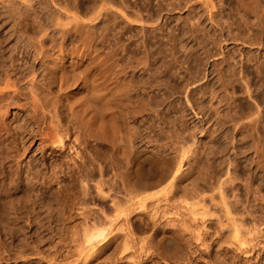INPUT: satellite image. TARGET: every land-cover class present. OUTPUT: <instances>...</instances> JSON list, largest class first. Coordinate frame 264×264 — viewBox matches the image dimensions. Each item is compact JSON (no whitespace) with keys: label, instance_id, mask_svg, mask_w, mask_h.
Returning a JSON list of instances; mask_svg holds the SVG:
<instances>
[{"label":"bare ground","instance_id":"1","mask_svg":"<svg viewBox=\"0 0 264 264\" xmlns=\"http://www.w3.org/2000/svg\"><path fill=\"white\" fill-rule=\"evenodd\" d=\"M151 1L0 0L16 37L11 46L0 39V235L11 241L16 229L4 218L17 214L13 207L26 196L15 206L12 192L29 186L48 209L55 205L47 211L59 236L51 254L35 247L6 256L45 252L49 264H198L207 255L205 264H218L229 254L239 264L241 254H257L256 264H264V198L256 195L264 194V166L246 151L264 134V110L241 72L247 60L238 55L237 73L217 75L216 65L224 72L231 65V53L226 45L221 57L214 39L200 61H191L197 48L187 54L180 41L171 42L170 14ZM235 1L240 21L226 31L254 45L258 34L254 39L249 29L264 23V0ZM194 5L204 17L208 4ZM258 45L247 53L259 58L255 70L264 79V43ZM35 144L40 155L27 161ZM212 146L227 152L216 156ZM241 175L250 187L260 181L257 200Z\"/></svg>","mask_w":264,"mask_h":264},{"label":"rangeland","instance_id":"2","mask_svg":"<svg viewBox=\"0 0 264 264\" xmlns=\"http://www.w3.org/2000/svg\"><path fill=\"white\" fill-rule=\"evenodd\" d=\"M181 1V2H180ZM152 2V4H153V6H155L156 5V7H160L161 5H162V7L161 8H166V9H164V11H166L168 14H170V17H171V23H170V28H171V30H173L174 29V33H175V35H176V37L173 39V40H171V42H174L175 40H177L176 42L178 43L179 41V50L181 49L180 48V44H181V47H182V50H180V51H182V52H186L187 54H190V53H192V52H190L189 50H192L193 49V47H195V48H197V50H198V53H199V55H195V56H193V57H191L190 56V60L192 61V60H194V59H196V61H200L201 60V58L199 57L200 55H201V53L203 54V52L204 51H202V50H204L205 48V51H207L210 47H212L213 46V43L215 42V40H217V43H219L218 44V47L219 48H221L222 49V53H220V55H221V57H223V55H226V50H227V48L229 47V51H230V53H231V56H229V62H231V65H229L226 69H225V72H224V68H222V66L219 64V65H216L217 66V68H218V70L216 69V73H217V75L218 74H224V73H237L239 70H238V65H239V63H238V61H237V59H238V57L239 56H242V59H244V62H245V60H247L246 62L247 63H244V65L245 66H243V70L241 71L246 77H248V79H249V81H250V83L252 84H250L251 85V91H252V93L253 94H257V99H258V97L259 96H261V98L259 97V103H260V105H261V108H263V110H264V88H261V87H264V79L262 78L261 79V77H259V75H257L258 73L256 72V70H255V62H257V61H259V58H257L256 57V55H255V53H252V54H249V53H247V50H248V48L249 47H251L252 49H256L257 47H259V42L261 43V41H262V45H263V43H264V23L263 24H260V25H258V24H255V25H253L252 26V28H250L249 29V31H250V34L251 35H253V37H254V39H255V37L256 36H258V37H256L257 39H255V41H257V43H255L254 45L252 44H249L248 42H243L244 40H242V39H231L230 38V35H228V31H226L227 29H228V27H230L232 24V26L234 27H238V23L237 24H235L236 22H239L240 20L239 19H236V17L238 16H234V14H237V13H234V10H235V12H237L236 10L237 9H234V7L235 8H237V5H236V1L234 0H152L151 1ZM180 2V3H179ZM194 2H197V4H200V3H205V4H208L207 6V8H206V12H204V17H205V19H204V17L202 16V11L199 9V8H196L195 7V5H194ZM212 2V3H211ZM217 2V3H216ZM220 2H222V3H220ZM162 3V4H161ZM173 3V4H172ZM183 5H182V4ZM235 3V4H234ZM164 4V5H163ZM188 4V5H187ZM160 5V6H159ZM177 5V6H176ZM167 6V7H166ZM176 8H175V7ZM198 6V5H197ZM212 6V7H211ZM179 8V9H178ZM194 8V9H193ZM169 9V10H168ZM171 9V10H170ZM227 9V10H226ZM231 10V11H230ZM1 11V10H0ZM152 12V11H151ZM9 13H7L6 15H8ZM222 14V15H221ZM5 14H0V39L2 38V39H4L5 40V42L1 39V41H2V45L4 44H6V46H7V44H9L11 41V43L8 45V46H11L13 43H14V41H15V39H16V37H15V35H14V33H13V27L15 26V24L13 25V19H12V17H11V19H10V16L9 17H5L4 16ZM231 15V16H230ZM2 16H4V17H2ZM203 17V18H202ZM234 17V18H233ZM153 18H155V16L153 17ZM152 18V19H153ZM207 18V19H206ZM5 19V20H4ZM173 19V20H172ZM226 19V20H225ZM250 19H252V22H255V23H257V19H255L254 21H253V17H251ZM203 20H205V21H203ZM13 21V22H12ZM232 21V22H231ZM233 21L235 22V23H233ZM9 22H12L11 24L9 23ZM175 22V23H174ZM205 22H207V23H205ZM219 22V23H218ZM213 25L214 26V28H216V29H219V30H217V32L215 31V34H214V30L212 29V28H210L209 26L210 25ZM235 24V25H234ZM228 25V26H227ZM207 26V27H206ZM218 28H217V27ZM224 27V28H223ZM225 27H226V29H225ZM193 28V29H192ZM263 28V29H262ZM234 29V28H233ZM191 30H193V31H191ZM256 30V31H255ZM187 31V32H186ZM209 31V32H208ZM211 31V32H210ZM235 31H236V29H235ZM248 31V32H249ZM218 32H219V34H218ZM227 32V33H226ZM258 34V35H256L255 36V34L256 33ZM177 33H178V35H177ZM260 33V34H259ZM133 34H135V37L136 38H138L140 35L137 33V32H134ZM8 36V37H7ZM10 36V37H9ZM211 36H212V38H211ZM7 37V38H6ZM10 38V39H9ZM187 38H190V40H191V42L189 43V46L187 45L188 43H186L185 41H187L186 39ZM217 38V39H216ZM230 38V39H229ZM193 39V40H192ZM215 39V40H214ZM262 39V40H261ZM183 41H184V43H183ZM9 42V43H8ZM199 42V43H198ZM175 43V42H174ZM183 43V44H182ZM197 44V45H195V44ZM235 43V44H234ZM200 44H205V46H203V45H200ZM212 44V45H211ZM233 44V45H232ZM257 44V45H256ZM3 45V46H4ZM211 45V46H210ZM228 47H227V46ZM250 45V46H249ZM186 46H187V48H186ZM191 46V47H190ZM193 46V47H192ZM233 46H234V48H233ZM202 47H204V49H202ZM225 47V48H224ZM227 47V48H226ZM189 48H192V49H189ZM231 48V49H230ZM202 49V50H201ZM226 49V50H225ZM200 50V51H199ZM233 50H234V52L236 53H234L233 52ZM242 51V52H240V51ZM193 51V50H192ZM237 51V52H236ZM206 53V52H205ZM204 53V54H205ZM225 53V54H224ZM241 53H245V55L243 54V55H241ZM235 54V55H234ZM246 54H249V55H246ZM136 55L139 57V58H136V59H139V60H145V55H144V53L143 52H139V51H137L136 52ZM237 55V56H236ZM239 55V56H238ZM252 55H255V56H252ZM144 56V57H143ZM196 56H198L197 58H195ZM249 56V57H248ZM251 56L252 57H254V63H253V61L251 60ZM236 57V58H235ZM244 57V58H243ZM232 58H234V59H232ZM246 58V59H245ZM198 59V60H197ZM261 60V59H260ZM249 62V63H248ZM252 62V63H251ZM233 63V64H232ZM250 63L252 64V67L251 66H249L250 65ZM235 64V65H234ZM185 65V64H184ZM237 65V66H236ZM232 66H236V67H232ZM247 66V67H246ZM253 66H254V68H253ZM238 67V68H237ZM237 71V72H235L234 71V69ZM230 69V71H228ZM247 69V70H246ZM253 69H254V72H253ZM222 70V71H221ZM219 72V73H218ZM256 72V73H255ZM246 73V74H245ZM254 73V74H253ZM249 75H251V77L249 76ZM255 77H256V79L257 80H255ZM258 77V78H257ZM252 78H254V79H252ZM261 79V80H260ZM253 81H255V82H253ZM260 81H262V82H260ZM259 82V83H258ZM257 85V86H255V85ZM259 84V85H258ZM260 86V87H259ZM254 88V89H253ZM255 88H257V89H255ZM262 89V90H261ZM263 92V93H262ZM261 99V100H260ZM263 106V107H262ZM17 122L15 121V124H16ZM19 124H17L16 126H18ZM20 125H21V123H20ZM24 127V126H23ZM18 127L19 129H20V131L22 132V131H24V132H22L23 134H25V137H26V135L28 134V136H29V132L28 131H30L28 128L27 129H25L26 127ZM263 128V127H262ZM262 128H259L257 131L259 132V133H261V130L260 129H262ZM24 129V130H23ZM26 130H28L27 132H25ZM258 132L256 133V134H258ZM264 133V129L262 130V134ZM199 135V134H198ZM254 136H255V132H254V134H253ZM260 135V134H259ZM255 137H257V135L255 136ZM18 142V141H17ZM30 142V141H29ZM256 142H259V141H255L254 140V142L252 141V142H250V143H248L247 144V146H246V148H248V150L246 149V151H247V154L249 153V159L250 158H252L253 160L255 159L256 161H257V158L260 160V163H261V165H263L264 166V148L263 149H260L259 148V145L256 143ZM263 143V144H262ZM257 144V145H256ZM259 144H262V145H260V146H264V134L263 135H261V140H260V142H259ZM228 145H230V143H228ZM258 146V148L256 147V146ZM35 146V147H34ZM31 149H35L34 151L33 150H31L30 148H27V150L25 151V154H24V156H25V158L27 159L28 157L30 158V157H33V156H39L40 154V152L36 149V147H37V145L35 144ZM213 148H212V150H214L215 151V155L216 156H219V155H224L226 152H227V150H225L224 148L226 147V146H224V148L222 149V148H216V147H214V146H212ZM255 147H256V149H255ZM262 148V147H261ZM24 149V148H23ZM226 149H227V147H226ZM258 150H262V151H260L259 152V154L258 153H254V152H257ZM31 151V152H30ZM32 151H33V153H34V155H33V153H32ZM27 152L29 153H31L32 154V156L30 155V154H27ZM263 152V153H262ZM218 153V154H217ZM39 154V155H38ZM250 154H252V156L250 155ZM253 154L255 155L254 157H253ZM256 154H258V155H256ZM26 155H27V157H26ZM29 155V156H28ZM263 157V158H262ZM29 158L27 159V161H29ZM262 158V159H261ZM26 159H25V161H26ZM252 159H250V161L252 160ZM26 161V162H27ZM30 161H31V158H30ZM255 161V162H256ZM242 176V179H243V177L245 176V175H241ZM241 176H239V182H242V181H240L241 180ZM244 181H246L245 180V178L243 179ZM248 181H249V179H247ZM254 180V181H253ZM255 180H256V182L258 183V185L260 184V181H258V179H252V180H250L249 182H252V183H254L255 182ZM237 182H238V180H237ZM254 183L251 187H250V184H248V182L246 181V183L249 185V187H250V190H251V188L253 187H255V188H259V189H263V186L262 185H259V186H257V183ZM262 184H263V182H261ZM264 185V184H263ZM27 186V185H26ZM54 186H56V187H54ZM53 187V189H57L58 190V188H57V185H54ZM24 187H22V189H23ZM28 188V189H27ZM255 188L254 189H252L250 192L252 193H255ZM25 189H27V190H24L23 189V191H21V188L19 189L21 192H23V193H25L26 191L28 192L27 194H20L21 192L19 191V190H17V191H15V192H12V195L14 194V193H16L17 195H15V197H14V195H13V197L15 198L14 200H15V202H13V204L16 206V205H19V204H21V202L23 201V203L22 204H24V205H26V206H22V204L19 206V207H13V211H15V209H16V211H17V214L16 213H13V212H11V214L9 213V215L10 216H7V217H10V218H4V219H8V220H6V224H9L10 225V222H11V226L13 225V226H15V231H14V233L12 234V236H10V235H7V236H10V238H9V240H11V241H9L8 240V237H7V241H9V243L8 244H6V240H4V238L0 235V237L1 238H3V239H1L0 238V257H2L1 259H0V264H49V263H47V259H48V257H50V256H46V255H48V254H51L52 252L49 250V249H54L52 246L54 245V243L57 241V238H59V236H57L58 234L56 233V232H54V230H53V225L55 226V225H57L56 223H57V221H56V218H52V217H50V215L52 214V211H47V209L48 208H50V206H48L49 204V201L47 202V200H46V198H44L43 200H46L45 201V204H46V202H47V208H45V207H43V204H40V203H43V200H41V195H39V201H42V202H39L38 201V199H36V198H38V197H36L35 198V196H37V194L35 195V192L34 191H36V189H33L32 191V193H29V191H31V190H29V189H31V187H26ZM29 190V191H28ZM56 190V191H57ZM25 191V192H24ZM53 191V190H52ZM53 192H55V191H53ZM256 192H257V190H256ZM36 193H38L37 191H36ZM40 193V192H39ZM38 193V194H39ZM251 193H250V195H251ZM252 193V194H253ZM19 194V195H18ZM29 194H31V196L29 195ZM34 194V195H33ZM256 194V193H255ZM23 195H26V196H24L23 197V199H21V201H20V198L22 197ZM257 196L258 195H260V197H262L261 195H263V197L262 198H264V194H256ZM256 195H252L253 197L254 196H256ZM19 198V199H17V197ZM20 196V197H19ZM33 196V197H32ZM47 195H44L43 197H46ZM252 196H251V198H252ZM257 196H256V199L255 200H257ZM255 198V197H254ZM254 198L253 199H251V202H254L255 200H254ZM48 199V198H47ZM258 199H260L261 200V198H259V196H258ZM16 200H19L20 201V203L19 204H17L16 202ZM264 199H262V201H263ZM256 202V205H259L260 204V202H259V200L258 201H255ZM255 202H254V204H255ZM264 202V201H263ZM263 202H262V204H263ZM16 203V204H15ZM253 204V203H252ZM253 204V206H256V205H254ZM262 204H260V206H263ZM13 205V206H14ZM41 205V206H40ZM45 206V205H44ZM53 206H55V205H53ZM52 206V207H53ZM21 207V208H20ZM44 209H43V208ZM52 207H51V209H48V210H52ZM42 208V209H41ZM54 208V207H53ZM26 209V210H25ZM255 209H256V211L259 209L258 208V206H257V208L255 207ZM42 210H46L47 212H48V214H45V216H47V215H49L48 217H50V220L48 219V217L46 218H44V216H42V215H44V213L46 212H42ZM261 210V209H260ZM260 210L259 211H257V212H259L260 213ZM27 211V212H26ZM46 212V213H47ZM41 213H43L42 215H41ZM50 213V214H49ZM12 214H13V216H12ZM41 215V216H40ZM136 216L135 217H138L139 215L141 216V214L140 213H137V214H135ZM13 217V219L11 220V218ZM40 216V217H39ZM139 216V217H140ZM44 218V219H43ZM47 219H48V221H47ZM54 220L56 221V223L54 222ZM7 221H10V222H7ZM42 221V222H41ZM53 221V222H52ZM24 222H27L26 224L24 223ZM39 222H41V223H43V224H41V223H39ZM48 222V223H47ZM4 223H5V221H4ZM24 223V224H23ZM47 223V224H46ZM51 223V224H50ZM24 225V226H21V225ZM42 225V226H41ZM48 225V226H47ZM39 226H41V228L39 227ZM19 227H23L22 229H19ZM36 227H38V229L39 230H37L36 231ZM44 227V228H43ZM52 230V231H51ZM52 232V233H51ZM57 234V235H56ZM56 235V236H55ZM4 240V241H3ZM53 244V245H52ZM9 245V246H8ZM35 247H41V250L42 251H45V249H46V253H48V254H46L45 252L43 253L42 252V255H37L36 254V256H38V257H36V256H34V254H32L33 256H31V254H29V255H25V256H27L28 258H26L25 260L23 259H19V258H15V257H9V256H6V254L8 253H12L11 255L13 256V253H14V251H15V254H16V252H19V254H20V252H22L23 250L26 252V254L28 253V251L30 250V252L32 251V249L33 248H35ZM45 247V248H44ZM48 247H52V248H48ZM44 250H43V249ZM47 248H48V250L49 251H47ZM27 251H26V250ZM19 250H21V251H19ZM22 252V254L23 253H25V252ZM51 252V253H50ZM256 253H258V252H256ZM14 254V255H15ZM44 254H46V255H44ZM17 255V254H16ZM231 255V254H230ZM257 256V254H252L251 256H245V254H241L239 257H237L236 258V260L239 262V264H256V261H255V257L254 256ZM261 255H264V251H261ZM31 257V259H30V257ZM42 256H44L43 258L45 259H43L42 258ZM46 256V257H45ZM4 257V258H3ZM249 257V258H248ZM11 258V259H10ZM34 258V259H33ZM40 258H42V260L40 259ZM224 259L222 260V262L220 263L219 262V260H218V264H227V261L229 260V263L230 264H234L233 262H232V260H231V258H230V256H229V254H228V256H226V257H223ZM254 258V259H253ZM227 261H226V260ZM20 260H22V261H20ZM29 260V261H28ZM156 260L157 259H152V260H150L148 263H146V264H169V263H166L165 261H157V263H156ZM24 261V262H23ZM25 261H27V262H25ZM199 263L198 264H205L204 262H206V261H208V256L206 255V256H204V257H202V258H200V259H198L197 260ZM224 261V262H223ZM231 261V262H230ZM19 262V263H18ZM32 262V263H31ZM260 262H262V261H260ZM228 263V264H229Z\"/></svg>","mask_w":264,"mask_h":264}]
</instances>
